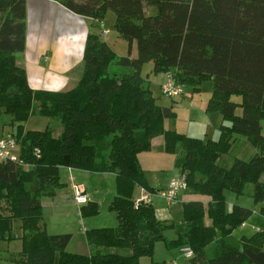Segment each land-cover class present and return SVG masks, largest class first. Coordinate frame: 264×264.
<instances>
[{"label": "trees", "instance_id": "trees-1", "mask_svg": "<svg viewBox=\"0 0 264 264\" xmlns=\"http://www.w3.org/2000/svg\"><path fill=\"white\" fill-rule=\"evenodd\" d=\"M51 1L95 24L107 11L113 13L114 30L126 43V55L116 56L88 31L76 84L66 91L33 90L16 58L24 49L25 0H0V112L17 124L16 133L8 135L25 165L0 162V240L11 238L14 219L20 221L22 233L20 250L9 262L136 264L139 257L152 255L153 244L163 240L166 228H173L175 238L163 240L164 245L189 248L188 264H264V232L240 237L235 247L224 241L251 214L236 205L227 210L225 191L239 196L249 185L252 202H264V182L259 180L264 174V0ZM144 7L152 8V14L146 15ZM146 63L152 64L154 76L170 73L176 84L194 93L202 82H210L204 111L219 114L227 123L218 126L216 140L163 129V120L173 119L174 113L158 106L144 85L140 70ZM112 65L129 72L109 74ZM32 115L56 121L58 136L52 137L50 128L23 132L21 123ZM156 138L161 151L174 157L173 167L184 177L186 190L208 198L205 206L184 202L182 224L156 220L150 204L133 205L135 186L150 191L138 155L150 151ZM238 138L254 154L221 168L218 157ZM61 166L114 176L115 196L108 209L117 224L85 230L82 239L88 253L66 251L70 234H46L41 198L54 197L61 186ZM85 204L80 215H94L95 203ZM258 214L264 218V206ZM212 242L218 255L204 261L203 250Z\"/></svg>", "mask_w": 264, "mask_h": 264}, {"label": "rangeland", "instance_id": "rangeland-1", "mask_svg": "<svg viewBox=\"0 0 264 264\" xmlns=\"http://www.w3.org/2000/svg\"><path fill=\"white\" fill-rule=\"evenodd\" d=\"M146 15L152 14L153 10L150 7H144L143 9ZM102 26L104 29L108 30L107 44L112 52L116 56H125L126 55V43L117 36V33L114 30V15L110 11H107L102 20ZM95 28H98L96 24ZM99 30V28H98ZM97 29H94L92 33H95ZM18 56V54H16ZM119 69V70H118ZM121 70V71H120ZM129 70L125 67H120L112 65L108 67L109 74H119L127 73ZM140 77L144 81V85L148 86V89L151 93V96L155 98V103L158 106H165L171 108L174 113L173 119H164L162 127L164 130H172L177 133L183 134L190 138H197L201 140H215L217 138V128L216 124L221 120L219 114L215 112H206L204 111L207 100L210 96L211 85L210 82H202L199 86V89L196 93L192 92L190 87H182V95L174 99H168L161 95L159 84L163 80V73H158L157 77L152 74V64L146 63L143 64L140 70ZM231 101L238 102L239 97H231ZM239 109L235 110V114H239ZM217 120V121H216ZM0 127L4 133H16V123H10L9 117L3 115L0 112ZM55 125H58L56 121H51L48 118L39 117L36 115L29 116L23 123L21 127L23 132L25 131H43L44 129H51L52 137H57L59 134L60 127L54 129ZM227 125L225 122H221L219 125ZM263 129L261 134L264 135V123H262ZM59 126V125H58ZM160 144L161 141L159 138H156L151 145V150L148 152H143V155H138L140 169L142 171L143 177L147 183L150 191H147L149 196V203L152 207L154 216L156 220L163 222L164 224L178 225L183 222L181 216V205L173 206L167 205L161 198H159V185L163 181L168 180L172 176L181 175L175 172L173 167L174 157L169 154H165L159 148V151H156L155 144ZM255 150L242 138L235 139L234 144H232L229 152L222 153L217 159V164L221 168L228 169L234 159L247 160L254 154ZM17 154V151H14ZM148 153L160 154V157L149 155ZM166 155V156H165ZM147 156V157H146ZM169 156V157H168ZM143 157H146L145 162ZM171 161V165H170ZM142 166V167H141ZM69 168L58 167V183L61 184L55 190L54 198H41V208L42 216L44 218V223L46 226V234H71L73 238H76L81 232L89 229L96 228H114L117 224L115 215L112 211L108 209L109 203L112 198L115 196V187H114V176L110 173H104V175H110L111 178H104V184L97 188L92 181L84 182L80 180L77 171L71 173ZM68 170V171H67ZM87 174V173H86ZM68 180V181H67ZM261 182H264V174L261 175ZM74 181L75 184H84L85 190L87 191L86 195H97L93 196L95 203V213L92 216L89 215H80V207H86L84 204L78 207L76 211L72 208L70 200L74 202L71 196V191L68 187V183ZM66 182H68L66 184ZM139 187L135 186L132 191V200L137 198L140 194ZM161 191V190H160ZM95 192V193H94ZM251 186H246L243 195L235 196L233 193L224 192L226 209L229 210L231 205L240 206L251 211L250 216L244 221L243 227L235 228L231 231L230 235L224 238V241L229 246L235 247L238 244L239 238L244 236L248 237L254 234L255 231L264 232V218L258 214L259 208L264 206V202L259 204H254L250 197ZM64 199L68 200V203L63 204ZM186 198L185 201H201L203 204L208 200L205 196H198L193 194L191 191L187 190L182 192L179 195V199ZM102 200L103 203L100 204L99 200ZM58 203V205H57ZM70 203V204H69ZM53 206V207H52ZM51 210V219L49 220V212ZM180 211V212H179ZM6 215L5 212H3ZM48 223H50L48 225ZM60 232V233H59ZM21 229L20 221L14 219L11 223V238L0 240V264L4 262L11 264L9 258L12 255H16L21 247ZM163 240L171 241L175 238V233L173 228H166L162 233ZM163 240L156 241L153 244L152 255L141 256L138 258L136 264H168L171 261H174L175 264H188L184 257L183 251L179 247L171 246L167 249L164 245ZM73 242V240H72ZM70 242L66 248V251L73 253H82L81 251L72 250L73 243ZM264 252V246L262 247ZM218 255V247L216 243H210L203 250L204 261L216 257ZM205 264V262L203 263ZM207 264V263H206Z\"/></svg>", "mask_w": 264, "mask_h": 264}, {"label": "crops", "instance_id": "crops-1", "mask_svg": "<svg viewBox=\"0 0 264 264\" xmlns=\"http://www.w3.org/2000/svg\"><path fill=\"white\" fill-rule=\"evenodd\" d=\"M24 11H25L24 49L21 55H18L16 58H17V63L20 64L24 69L28 86L33 90H47V91H66L71 89L76 84L81 71L80 59H81V50H82L85 34L88 31L92 32L94 29H97V31L94 34L98 35L99 38L107 44L108 38L106 36L108 35V33L106 35H101L102 29H100L99 26H98L99 30L98 28H95L96 24L93 23L90 19L75 16L51 0H25ZM134 55H135V49L134 47H131L130 56L133 57ZM155 77H157V75ZM159 85L160 84L158 82V88ZM0 123H5V122H0ZM220 123L221 120L216 124V128L219 126ZM57 128H59V126L55 125L54 123V129ZM216 133L218 136V131H216ZM5 134L8 133H4L2 131V127H0V136H3ZM154 147H156V151H159V148H161L162 145L157 143L155 144ZM140 155L144 156L143 153L139 154V156ZM149 155H154L157 157L161 156L160 154H154V153H148V156ZM146 157H143L144 162ZM170 165H171V161H170ZM68 170H70V172L73 174L74 172H77V171H72L74 169H70V168ZM78 172L79 173L76 174L79 175L82 183L87 181L88 182L92 181V183H94L96 187L98 186L97 188L101 187L104 184L103 182L104 178H108V179L111 178L110 175H104V174L88 175L80 170H78ZM175 172L178 173L177 170H175ZM170 178H168V180ZM168 180L163 181V183L159 185L160 190H163L166 187ZM67 183L68 182H66V184ZM147 184H150V182L147 181ZM67 185L70 189V183H68ZM77 185L81 187L84 194L85 192L87 194L84 184H77ZM186 191L187 190L179 192L175 204L173 206L176 205L179 206L180 204L187 202L185 201L186 198L179 199L180 193ZM96 195H97V191L96 194H94L93 196ZM86 196L88 198V201H92V200L95 201L92 195H90V198L88 195ZM99 201L100 204L103 203L101 199ZM69 202H71L72 204L71 207L74 208L76 211L78 210V207H80V205H76L71 200ZM65 203H68V200L64 199L63 204L66 205ZM206 203L207 201L205 202V204ZM205 204L202 203L203 206H205ZM52 207L49 212V217H50L49 220L52 217L51 215ZM205 223L207 224L208 222L205 221ZM49 224L50 223H48V225ZM83 232H81V234H79L76 238H73L72 235L70 234L71 238L68 244L73 240L72 250L74 251L78 250L81 251L82 253H88L89 252L88 248L86 247L82 239ZM50 235H55V234H50ZM171 262H169L168 264H171ZM3 264H8V263L4 262Z\"/></svg>", "mask_w": 264, "mask_h": 264}, {"label": "built area", "instance_id": "built-area-1", "mask_svg": "<svg viewBox=\"0 0 264 264\" xmlns=\"http://www.w3.org/2000/svg\"><path fill=\"white\" fill-rule=\"evenodd\" d=\"M99 28L101 30V35H106L108 31L103 28L101 25V22H99ZM164 77L162 82L159 85V91L161 95H163L166 98H177L180 97L182 94V87L175 83L173 78L171 77L170 73H163ZM14 151H17V145L14 141V139L8 135L5 134L3 136H0V162L2 161H9L13 163H18V165H21L22 168L25 167L19 160L18 155L14 153ZM35 153H37V150H34ZM186 190L184 177L182 175H176L171 177L166 187L157 192L159 198H161L167 205H172L175 203L177 195L179 192ZM70 191L72 199L74 200V203L76 205H83L88 201L87 196L84 194L81 187L74 182L70 181ZM139 203H149V196L146 191L143 189H140V194L137 198L133 199V205L134 207ZM243 226V224L241 225ZM181 251L184 253V257L186 259H189L192 254L189 248L184 247L180 248ZM174 264V262H173Z\"/></svg>", "mask_w": 264, "mask_h": 264}]
</instances>
